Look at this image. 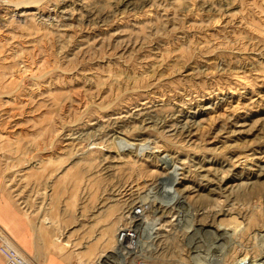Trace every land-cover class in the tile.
<instances>
[{
  "label": "rangeland",
  "instance_id": "374dc122",
  "mask_svg": "<svg viewBox=\"0 0 264 264\" xmlns=\"http://www.w3.org/2000/svg\"><path fill=\"white\" fill-rule=\"evenodd\" d=\"M128 1L0 0L3 194L66 264L140 204L166 264H261L264 0Z\"/></svg>",
  "mask_w": 264,
  "mask_h": 264
},
{
  "label": "built area",
  "instance_id": "2783aa9c",
  "mask_svg": "<svg viewBox=\"0 0 264 264\" xmlns=\"http://www.w3.org/2000/svg\"><path fill=\"white\" fill-rule=\"evenodd\" d=\"M147 212L146 204L132 208L130 213L125 216L123 223L116 229L114 242L116 251L122 257L121 264H166L153 257L152 250L146 246L153 234L151 230L144 234V230L141 229L145 223ZM0 257L4 264H31L13 247L11 241L5 238L0 240Z\"/></svg>",
  "mask_w": 264,
  "mask_h": 264
},
{
  "label": "crops",
  "instance_id": "0c3cea01",
  "mask_svg": "<svg viewBox=\"0 0 264 264\" xmlns=\"http://www.w3.org/2000/svg\"><path fill=\"white\" fill-rule=\"evenodd\" d=\"M2 238L10 240L31 264H66L65 257L39 237L28 217L3 194L0 184V240ZM0 264H4L1 258Z\"/></svg>",
  "mask_w": 264,
  "mask_h": 264
},
{
  "label": "bare ground",
  "instance_id": "6f19581e",
  "mask_svg": "<svg viewBox=\"0 0 264 264\" xmlns=\"http://www.w3.org/2000/svg\"><path fill=\"white\" fill-rule=\"evenodd\" d=\"M28 1V0H27ZM40 1V0H39ZM125 2H128L127 3V5H131L132 3H129V1L128 0H124ZM10 5V4H9ZM22 5H28V2H25L24 4H22ZM14 7V6H13ZM17 9V8H16ZM15 9V10H16ZM20 9H28V6L27 7H21ZM19 13H20V11H19ZM15 14H17V12H15ZM22 14H24V11L22 12ZM20 15V14H19ZM22 16V15H21ZM211 96V95H210ZM140 103V102H139ZM137 111V110H136ZM138 112H139V109H138ZM134 113V112H133ZM137 114V113H136ZM135 114V115H136ZM127 115V114H126ZM119 119V118H118ZM134 119V118H133ZM117 121V120H116ZM118 122V121H117ZM192 124V123H191ZM172 129V128H171ZM121 134V133H120ZM116 138V137H115ZM161 160H165L166 159V155H162L161 157ZM160 160V159H159ZM176 172V171H175ZM172 191H174V189H173V187H171V188H168V189H164L163 190V194L164 195H170V194H172L171 192ZM121 218V217H120ZM141 229H143L144 230V234H146V233H149L150 232V230H151V224L150 223H147V224H145V226L143 227V228H141ZM149 230V231H148ZM148 231V232H147ZM111 250V249H110ZM262 252V257H260L259 256V259H263L264 258V251H261ZM193 254H192V258H194L193 260H194V262H195V264H205L206 263V255H204L203 253H201V252H198L197 251V255H194V252H192ZM213 257H215L214 258V260L215 261H217V262H219L220 261V259H218V257H216V256H213ZM208 258V257H207ZM246 257H243V259H245ZM100 260V262H98L99 264H101V263H105L106 262V260L107 261H110L112 264H121L122 263V257L120 256V254L118 253V251H116V250H113V251H111V254H104L102 257H100L99 258ZM212 259V258H211ZM210 259V260H211ZM209 260V263H207V264H212V260L210 261ZM256 260L257 259H254V260H250L249 262H250V264H257V263H255L256 262ZM242 261H244V260H241V261H239V263L240 262H242ZM261 264H264V261L261 263Z\"/></svg>",
  "mask_w": 264,
  "mask_h": 264
}]
</instances>
